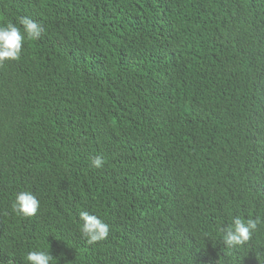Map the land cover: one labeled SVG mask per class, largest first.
Masks as SVG:
<instances>
[{
    "label": "trees",
    "instance_id": "16d2710c",
    "mask_svg": "<svg viewBox=\"0 0 264 264\" xmlns=\"http://www.w3.org/2000/svg\"><path fill=\"white\" fill-rule=\"evenodd\" d=\"M23 16L44 31L0 64V264H264V0H0ZM235 216L259 223L227 247Z\"/></svg>",
    "mask_w": 264,
    "mask_h": 264
},
{
    "label": "clouds",
    "instance_id": "9594fccd",
    "mask_svg": "<svg viewBox=\"0 0 264 264\" xmlns=\"http://www.w3.org/2000/svg\"><path fill=\"white\" fill-rule=\"evenodd\" d=\"M19 23L23 27V32L13 23L0 25V64L5 60H18L25 39L38 40L44 31L41 24L27 16L20 17ZM103 164L104 159L101 156L92 159V165L95 168H100ZM38 207V199L30 192L18 193L12 205L13 211L23 217L35 215ZM80 219L82 221L80 232L86 238L87 243L94 244L107 238L109 226L99 217L82 211ZM258 223L259 218L244 220L239 216L233 217L232 223L221 230L224 244L227 247L245 244L257 229ZM24 259L26 264H49L53 256L46 251H30Z\"/></svg>",
    "mask_w": 264,
    "mask_h": 264
}]
</instances>
